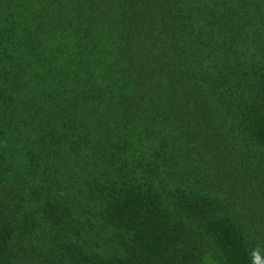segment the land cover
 <instances>
[{
    "label": "trees",
    "instance_id": "trees-1",
    "mask_svg": "<svg viewBox=\"0 0 264 264\" xmlns=\"http://www.w3.org/2000/svg\"><path fill=\"white\" fill-rule=\"evenodd\" d=\"M0 264H264V0H0Z\"/></svg>",
    "mask_w": 264,
    "mask_h": 264
}]
</instances>
